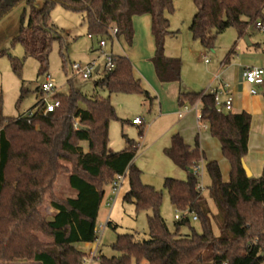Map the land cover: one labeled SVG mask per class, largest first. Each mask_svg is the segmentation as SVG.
Masks as SVG:
<instances>
[{
    "label": "trees",
    "instance_id": "1",
    "mask_svg": "<svg viewBox=\"0 0 264 264\" xmlns=\"http://www.w3.org/2000/svg\"><path fill=\"white\" fill-rule=\"evenodd\" d=\"M36 1L41 5L37 6ZM195 6L188 26L193 39L209 50L217 36L234 28L239 37L255 21L264 23V0H192ZM20 2L28 8L25 24L21 23L11 37L20 43L25 55L38 64V75L47 73L49 54L54 41L63 39L47 19L55 5L83 14L87 34L95 37L122 36L132 44V18L150 16L154 52L150 58L156 78L161 83L181 81V60L165 55L169 29L166 13L174 10L173 0H0V20ZM26 9H23V20ZM116 27L114 36L111 27ZM233 47L226 53L227 60ZM12 71L20 76L22 60L8 50ZM63 58V53L60 50ZM114 66L95 81L96 87L108 94H139L151 105L154 97L134 75L130 59L112 53ZM64 63V61H63ZM64 68V66H62ZM66 92L54 93L59 104L51 112L42 113L39 100L31 116L3 117L0 114V264L14 259L40 264H84L85 252L77 244L92 243L96 238L97 215L104 187L117 174H125L128 188L122 201L131 203L134 211L149 210L147 237L137 232L117 233L110 244L116 252L111 256L98 254L100 264H263L264 263V163L259 177L248 176L242 166L247 153L251 116L217 110L213 94L205 91H184L177 94V105L200 103L199 122L206 124L210 135L220 144L222 156L230 165L229 180L224 182L217 161L205 162L210 183L208 196L218 210V235L211 225V212L202 195L199 175L191 167L204 159L198 136L187 144L179 133H173L164 154L186 171L185 179L165 177L163 188L175 210L196 215L200 228L190 225L188 216L177 220L170 230L160 214L161 190L141 181V170L133 163L138 142L126 138L119 151L108 150L109 123L117 120L110 97L84 95L67 80ZM264 101V92L262 93ZM264 117V110H263ZM143 121L139 126L142 135ZM85 143V144H84ZM68 161V184L74 197L61 198L52 193V185ZM55 213L45 218L38 206L45 194ZM108 225L110 223L108 222ZM187 226V233L181 227ZM116 229V225L113 226ZM36 233L52 239L39 241Z\"/></svg>",
    "mask_w": 264,
    "mask_h": 264
},
{
    "label": "rangeland",
    "instance_id": "2",
    "mask_svg": "<svg viewBox=\"0 0 264 264\" xmlns=\"http://www.w3.org/2000/svg\"><path fill=\"white\" fill-rule=\"evenodd\" d=\"M36 5L40 6L41 2L36 1ZM173 7V12L170 14L166 13L165 16L169 20V29L177 31V36L174 38L166 37L165 42L167 46H164V52L166 55L167 48L168 52L170 51L176 55L174 57L180 58L182 62V74L185 73L189 76L193 74L207 76L208 70L212 69L211 65L214 64L213 61L218 63L232 47L238 51L237 53L240 56L242 55L244 49L241 46L245 43L244 38L243 36L239 37L234 28L224 30L217 36L214 47L209 50H204L200 42L197 39H193L188 30L191 18L195 13L193 1L173 0ZM24 8L26 9V13L22 20L21 15ZM27 13V6L25 3L20 2L0 20V49H6L12 56L22 60L21 72L20 76H18L11 69L8 55L4 54L0 56V112L3 116L17 117L18 115H26L29 111L33 110L34 105L41 98L38 90V82L41 75H38L37 72V61L25 55L20 43L11 42V36L17 32L20 24H25ZM143 16L140 15L138 17L144 18ZM47 23L53 26L63 39L62 46H60L58 41L53 42L47 70V73L54 78L57 89L61 92H66L68 90L67 80L71 79L74 87L84 95L90 96L92 94H98L102 97L109 96L116 115L120 119L127 121V119L130 120L132 117L138 116L144 120L141 136L139 135V126L132 125L129 121L123 125L117 120L110 121L108 149L111 151L123 149L126 146V138L133 139L140 144L133 163L141 170V181L143 183L162 191L163 198L160 206V214L167 227L173 230L174 223L177 221L174 218L176 210L169 202L167 193L163 188V181L165 177L176 179L186 178V171L176 166L164 154V148L170 145L171 135L177 132V130L175 131L172 128L175 117L159 115L161 105L158 88H154L148 84L144 77L140 75L143 86L154 97L151 106L142 95L135 93H112L109 95L105 88L95 86V81L104 72L105 53L113 52L114 54L126 55L133 63L136 74H138L136 70L138 62H146L151 66L150 58L154 52V43L150 23L147 27L144 25L137 26L138 28L133 35L131 45H128L122 36L113 37L111 40L106 37L92 36L89 38L86 24L83 21V14L65 9L60 4L54 6L47 19ZM252 27L249 32L251 41L258 43L260 50H264V33L255 26ZM101 38L105 41V46L103 47L98 45V41ZM244 46L246 47V45ZM60 50L63 53V58L60 55ZM256 50L254 51L258 52ZM202 55H205L209 59L210 64L206 65L204 63ZM73 61L81 64L94 61L95 65H99L100 68L97 73H92L89 78L82 79L74 75L71 71L70 65ZM161 86L163 85L160 84L159 89ZM197 90H200V88ZM167 105V101L163 98V108ZM164 139L168 141L167 146H163ZM60 163L65 168L58 173L52 185V193L61 198L74 197L72 194L73 190L68 184L70 163L63 160ZM198 165H201V161H199ZM199 175V183L202 186L201 191L211 212L210 220L212 229L214 234L218 235L219 221L217 216L219 212L208 196V189L206 187L209 185L210 179L205 169V161ZM127 188V177H124L113 207H106L103 204L108 197L114 198V194L110 192V188H105V195L103 196V202L99 209L96 224L97 226L105 225L99 242V247L103 255L111 256L116 254L111 249L110 244L114 241L117 233L137 232L140 238L147 237V215L150 214V211L144 210L136 213L133 204L123 202L122 195ZM38 210L45 218H48L50 213L53 212V208L51 209L50 206V195L48 193L44 195L41 204L38 206ZM107 217L110 220L109 226L106 225ZM189 219L190 225L194 226L196 230H199V222L192 220V216H189ZM116 224L117 227L114 229L113 226ZM188 231L187 226L181 227V232L187 233ZM36 236L39 241L45 244H50L52 241L50 237L44 236L41 233H36ZM16 260L18 259L12 261L15 262ZM94 260H97V258H93L91 261ZM89 262L87 260L84 264H88ZM131 264H134V262ZM139 264L146 263L142 260Z\"/></svg>",
    "mask_w": 264,
    "mask_h": 264
},
{
    "label": "crops",
    "instance_id": "3",
    "mask_svg": "<svg viewBox=\"0 0 264 264\" xmlns=\"http://www.w3.org/2000/svg\"><path fill=\"white\" fill-rule=\"evenodd\" d=\"M143 17L144 18L134 16L132 18L134 33H136V30L140 25H144L146 27L149 25L150 16L144 14ZM252 26H254V24L249 25L246 28V32L243 35L245 43L242 44L241 46L244 49L242 51V55L240 56V54L237 53L238 51H236L235 48L233 47V52L231 53V55L227 60L225 59V57H223L218 63H215L213 61L214 64L211 65L212 69L208 70L206 74L207 76H201L199 74H193L192 76H189L185 73L182 74V62H181L180 82H169V83L159 82L154 73L152 64L151 66H149L150 64L148 65V63L146 62H142L144 64L138 62L137 63L138 66L136 68L138 74H136V72L134 71V75L141 80L142 85H143V81L140 76L144 77V79L148 82V84L152 85L154 88H158L159 101L161 105V107L159 108V113H160L159 115L175 117V122L172 124L173 125L172 128L175 131L177 130L176 133H179L182 136L183 140L191 146L194 144L195 137L198 136L199 147L204 154V159L201 160L200 170L203 169L204 161L206 162V161L215 160L219 165L221 178L224 182H227L229 180L230 165L228 161L222 156L220 150V144L218 140L212 137L209 131L207 130L206 125L203 124L202 122H199L197 119L200 109V103L197 101L193 105H184L183 107L178 108V106L176 105V99H177V94L180 90L193 91V92H198V91L210 92L211 89H217L223 91V93L221 94L222 98H225L227 94L230 95L232 97L231 112L237 113L240 111H246L251 116L250 127L248 132L247 153L243 161L250 170L251 175L253 177H259L262 172L263 163H264V117H263L264 101L262 96V93L264 92V81L261 85L253 86V88H255L256 90V93L252 94L249 92L252 86L247 84L243 77V70L247 66H261L264 69V50L263 49L260 50L259 44L255 43L254 41H251L249 37V32L253 28ZM176 36L177 34L175 36H167V38H174ZM165 45L167 46L166 42H164V46ZM244 45H246L247 48ZM203 49L206 50L204 47ZM252 49L254 50L257 49L256 51L258 52H255L254 50L252 51ZM166 55L170 57L176 56L174 53H171L170 51L168 52L167 48H166ZM202 58L206 65L210 64L208 58H207L208 62H205L204 60V58H206L205 55H202ZM160 84L163 86H161V88L159 89ZM198 88H200V90H197ZM55 92L56 93L61 92L57 89L56 84H55ZM163 98L167 101L168 104L164 108H163ZM179 113L181 114V116L178 115ZM19 116L21 115H18L17 117ZM3 117H11V116H3ZM135 117L138 116H134L130 120L127 119V121L131 123V120ZM142 121L144 123L143 119ZM132 125L138 126L139 124H132ZM0 128H1V124H0ZM164 140L165 141L163 146H167L166 144L168 141L167 139ZM139 146L140 144L138 143V149ZM108 150L111 151L110 149ZM105 188H110V192H111L110 185H106L104 187V195H105ZM73 192L75 193L74 190ZM73 192L72 194L75 196ZM115 198L108 197L103 204L106 207H109L107 206V203L111 201L112 203L111 206L113 207ZM52 211L53 212L50 213V216L48 218H50L55 213L54 209ZM97 220H98V215H97ZM108 222L110 223L109 219L106 221L107 226H109ZM103 226L105 227V225ZM99 242H100V238H99ZM99 242L77 244L76 247L85 253L95 250L96 254L98 255L99 253L102 254L101 248L99 247L100 245ZM11 263L40 264V262L27 261L21 259H18L15 262L10 261L5 264H11ZM88 264H100V262L97 259L94 261H90Z\"/></svg>",
    "mask_w": 264,
    "mask_h": 264
},
{
    "label": "built area",
    "instance_id": "4",
    "mask_svg": "<svg viewBox=\"0 0 264 264\" xmlns=\"http://www.w3.org/2000/svg\"><path fill=\"white\" fill-rule=\"evenodd\" d=\"M254 26L264 32V23L260 20L255 21ZM116 27H111L110 28V33L114 36V34L116 33ZM89 38H91V35H88ZM98 45L100 47L105 46V41L101 38L98 41ZM105 62H104V72L109 71L113 68L114 63H113V57H112V52L110 53H105ZM205 62H208L207 58H204ZM71 71L73 72L74 75H77L79 77H81L82 79H87L89 78L92 73H97L99 71L100 66L99 65H95L94 61L89 62L87 64H81L79 62H72L71 63ZM103 72V73H104ZM264 69L261 66H247L244 68L243 70V77L244 80L247 84L251 85L252 87L250 88L249 92L250 93H256L255 88H253V86H258L261 85L264 81ZM38 90L40 92L41 98L40 101L43 104L42 107V113L45 114L47 112H51L53 111V109L59 104V101L57 98H55L53 95L55 93V81L54 78L52 76H50V74L46 73L44 75L41 76V78L39 79L38 82ZM210 93L213 94V100L215 102V106L217 108V110L220 111H231V106H232V97L230 95H226L225 98L221 97V94L223 93L222 90H217V89H211ZM33 114V111H29L26 116H31ZM179 116H181V114H178ZM200 115L198 114V121H199ZM142 122V119L139 117H135L131 120L132 124H140ZM204 124V123H203ZM206 125V124H205ZM207 127V126H206ZM197 164H194L191 167V170L199 175L201 166ZM200 176V175H199ZM125 177V174H117L115 175L114 179L111 181L110 186H111V192L112 194H114V198L117 196L119 189L121 187L122 181ZM198 188L200 189V191L202 190V186L200 185V183L198 184ZM112 203L111 201H109L107 203V206H111ZM186 216H192V220L196 221V215L189 213L187 210H176V213L174 215V218L176 220H180ZM104 226L103 225H99L96 226L95 228V234H96V238L94 240V242L98 243L99 242V238L103 232ZM93 258H97V254L96 251H89L87 253H85V257L83 259L84 263L89 260L91 261ZM264 264V263H263Z\"/></svg>",
    "mask_w": 264,
    "mask_h": 264
},
{
    "label": "water",
    "instance_id": "5",
    "mask_svg": "<svg viewBox=\"0 0 264 264\" xmlns=\"http://www.w3.org/2000/svg\"><path fill=\"white\" fill-rule=\"evenodd\" d=\"M242 166H243V168H244L246 174H247L248 176H251L250 170L248 169V167L246 166V164L244 163V161L242 162Z\"/></svg>",
    "mask_w": 264,
    "mask_h": 264
}]
</instances>
